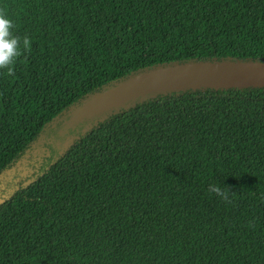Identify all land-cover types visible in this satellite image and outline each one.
I'll list each match as a JSON object with an SVG mask.
<instances>
[{"label":"trees","instance_id":"1","mask_svg":"<svg viewBox=\"0 0 264 264\" xmlns=\"http://www.w3.org/2000/svg\"><path fill=\"white\" fill-rule=\"evenodd\" d=\"M0 264H264V86H150L264 62V0H0ZM217 185L223 199L209 190Z\"/></svg>","mask_w":264,"mask_h":264},{"label":"water","instance_id":"2","mask_svg":"<svg viewBox=\"0 0 264 264\" xmlns=\"http://www.w3.org/2000/svg\"><path fill=\"white\" fill-rule=\"evenodd\" d=\"M264 86V62L201 61L157 68L108 89L87 107L150 86L168 85Z\"/></svg>","mask_w":264,"mask_h":264},{"label":"clouds","instance_id":"3","mask_svg":"<svg viewBox=\"0 0 264 264\" xmlns=\"http://www.w3.org/2000/svg\"><path fill=\"white\" fill-rule=\"evenodd\" d=\"M13 21L3 13H0V69L6 68L10 73L15 59L19 56L21 43L24 49L30 47V40L25 36L21 39L13 34ZM209 190L215 192L223 199H228V193L217 185H209Z\"/></svg>","mask_w":264,"mask_h":264}]
</instances>
